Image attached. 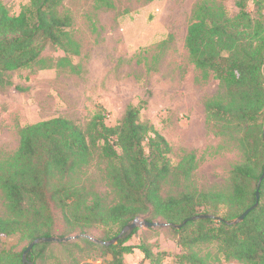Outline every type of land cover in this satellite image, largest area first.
<instances>
[{"label":"trees","instance_id":"trees-1","mask_svg":"<svg viewBox=\"0 0 264 264\" xmlns=\"http://www.w3.org/2000/svg\"><path fill=\"white\" fill-rule=\"evenodd\" d=\"M65 0H30L18 15L0 1V88L12 86L9 74L22 69H70L79 74L70 56L80 55V45L70 31L73 20L59 7ZM107 7L112 8L109 0ZM223 0H203L193 11L185 46L202 78L219 82L220 92L205 103L207 121L215 135L237 141L245 160L234 167L230 193H204L189 189L197 168L195 152L175 166L172 147L140 113L146 102L128 106L117 126L106 124L97 112L83 130L74 121L52 118L19 130L18 150L0 161V189L6 215L0 217V264H48L54 247L82 248L111 255L103 264H125L124 256L140 250L150 264H162L164 253L147 245H126L136 233L116 243L100 245L89 239L70 243H41L24 260L35 240L89 235L105 228L103 242H111L136 219L162 220L178 237L182 264L236 261L264 264V0H237L238 14L230 17ZM253 2L254 10H249ZM48 46L65 56L43 57ZM96 161L105 163L104 174L116 202L106 205L101 195L85 187L82 174ZM167 183L179 188L163 196ZM259 204L240 223L246 210ZM220 205L226 212L220 215ZM57 214L63 220L58 226ZM216 219L190 221L202 215ZM17 236L20 251L7 248L4 239ZM71 237V236H70ZM57 245V246H55ZM213 247L203 254L200 249ZM60 264V263H58ZM76 264H92L81 263Z\"/></svg>","mask_w":264,"mask_h":264},{"label":"rangeland","instance_id":"rangeland-1","mask_svg":"<svg viewBox=\"0 0 264 264\" xmlns=\"http://www.w3.org/2000/svg\"><path fill=\"white\" fill-rule=\"evenodd\" d=\"M11 15H18L30 0H0ZM65 0L59 7L62 14L72 17L70 29L80 45V55L70 56L80 73L70 69H22L9 74L12 86L0 88V161L19 148L20 128L52 118L74 121L83 130L101 110L106 124L117 126L128 106L147 104L140 113L142 122L154 125L172 147L169 156L177 165L184 155L195 152L197 168L189 189L204 193H230L231 175L235 166L245 160L237 141L215 135L207 121L205 103L221 90L210 75L207 80L190 60L185 40L193 21V11L203 0ZM237 0H223L228 15L238 14ZM249 10H254L253 2ZM64 52L48 46L43 57L57 59ZM105 163L96 161L82 180L85 187L96 191L106 205L116 196L105 179ZM172 183L163 186L162 195L177 193ZM226 207L220 205V215ZM6 215L0 189V217ZM140 219L136 233L126 245H147L164 253L162 264H182L177 256L184 254L169 225L147 228ZM58 226L63 220L57 214ZM105 228L96 226L89 235L102 239ZM126 232L125 235H128ZM78 234L70 235L71 237ZM67 236V237H70ZM83 238H80V240ZM78 240L72 241L76 242ZM7 248L20 251L25 245L19 237L4 239ZM70 243V242H69ZM58 244V243H57ZM57 246V245H55ZM203 254L214 248L203 247ZM111 255L82 248L54 247L48 264H103ZM125 264H150L140 250L124 256ZM213 264H240L224 261Z\"/></svg>","mask_w":264,"mask_h":264},{"label":"water","instance_id":"water-1","mask_svg":"<svg viewBox=\"0 0 264 264\" xmlns=\"http://www.w3.org/2000/svg\"><path fill=\"white\" fill-rule=\"evenodd\" d=\"M264 179V170H263V174H262V177L260 179V184L261 182L263 181ZM259 204V191L257 192V203L255 204V206L249 208L248 210H246L238 219H236L235 221H233L232 224H238L240 222H242L248 215L251 211L254 210L255 207H257ZM208 219H216V217L212 216V215H207V214H202V215H198V216H194L188 220H186L183 224L181 225H176L174 226L175 228H181L182 226H184L186 223L190 222V221H199V220H208ZM139 218L136 219L135 221H133L122 233L119 237H117L115 240L107 243V242H103V241H100L98 239H95L89 235H77V236H74V237H65V238H59V237H49V238H41V239H37L35 241H33L29 246L28 248L25 250L24 252V260L26 259V256L31 252V250H33V248L38 245V244H41V243H47V244H54V243H69V242H72V241H75V240H79L80 238H85V239H89V240H92L100 245H111L113 243H116L126 232H132L133 229L137 226V224L139 223ZM143 224L147 227V228H156V227H159L161 226L160 223H157V222H148V221H145L143 222ZM167 225V224H165Z\"/></svg>","mask_w":264,"mask_h":264}]
</instances>
